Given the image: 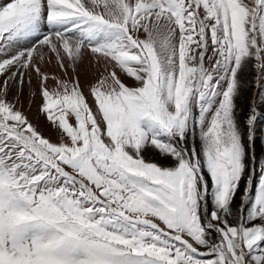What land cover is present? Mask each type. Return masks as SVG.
<instances>
[{
  "label": "snow or ice",
  "instance_id": "snow-or-ice-1",
  "mask_svg": "<svg viewBox=\"0 0 264 264\" xmlns=\"http://www.w3.org/2000/svg\"><path fill=\"white\" fill-rule=\"evenodd\" d=\"M0 264H264V0L0 2Z\"/></svg>",
  "mask_w": 264,
  "mask_h": 264
},
{
  "label": "rangeland",
  "instance_id": "rangeland-1",
  "mask_svg": "<svg viewBox=\"0 0 264 264\" xmlns=\"http://www.w3.org/2000/svg\"><path fill=\"white\" fill-rule=\"evenodd\" d=\"M0 2L6 3L8 0H0ZM250 95V93H249ZM39 104V98L37 97L36 103L33 104L31 111H28L27 101L25 100L24 109L29 115V118L40 126L45 136H51L52 139H56V134L52 131L51 127L44 123L43 117L37 118L36 108Z\"/></svg>",
  "mask_w": 264,
  "mask_h": 264
}]
</instances>
